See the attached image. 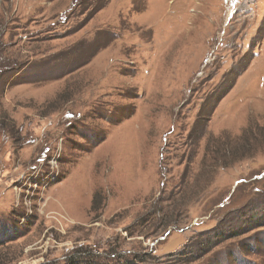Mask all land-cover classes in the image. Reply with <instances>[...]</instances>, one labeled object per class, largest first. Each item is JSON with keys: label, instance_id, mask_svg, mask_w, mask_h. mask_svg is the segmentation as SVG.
Listing matches in <instances>:
<instances>
[{"label": "rangeland", "instance_id": "obj_1", "mask_svg": "<svg viewBox=\"0 0 264 264\" xmlns=\"http://www.w3.org/2000/svg\"><path fill=\"white\" fill-rule=\"evenodd\" d=\"M0 124V264H264V0H0Z\"/></svg>", "mask_w": 264, "mask_h": 264}, {"label": "trees", "instance_id": "obj_2", "mask_svg": "<svg viewBox=\"0 0 264 264\" xmlns=\"http://www.w3.org/2000/svg\"><path fill=\"white\" fill-rule=\"evenodd\" d=\"M3 126V124H0V128ZM4 127V126H3ZM262 134L264 136V126L262 127ZM0 137L1 138H6V137H10L9 139H14V136H13V133L9 131V129L7 130L6 127H4V129H2L0 131ZM264 143V142H263ZM212 153V156H214V158L218 161V163L222 166V167H230L231 165V162L234 160V159H237L241 156V153L239 155H235V156H231L230 153H229V148L227 147L226 144H223V146H218L217 145V148H216V151L214 152H210ZM232 160V161H231ZM262 195V194H261ZM260 195V196H261ZM94 210H96V207H93ZM238 237V235H234L233 237L231 238H225L224 241H227L229 239H234ZM65 264H93L91 262H88L87 260H82V261H75V260H72L70 259L69 261H67V263Z\"/></svg>", "mask_w": 264, "mask_h": 264}]
</instances>
